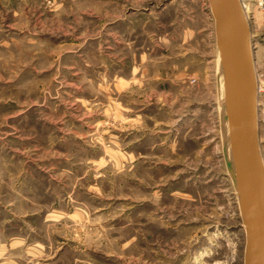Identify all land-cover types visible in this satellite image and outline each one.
I'll return each mask as SVG.
<instances>
[{"label": "rangeland", "instance_id": "obj_1", "mask_svg": "<svg viewBox=\"0 0 264 264\" xmlns=\"http://www.w3.org/2000/svg\"><path fill=\"white\" fill-rule=\"evenodd\" d=\"M213 26L208 0H0V264H244Z\"/></svg>", "mask_w": 264, "mask_h": 264}, {"label": "water", "instance_id": "obj_2", "mask_svg": "<svg viewBox=\"0 0 264 264\" xmlns=\"http://www.w3.org/2000/svg\"><path fill=\"white\" fill-rule=\"evenodd\" d=\"M210 9L213 13L217 32L222 29L224 26L230 27V30L235 35L236 41L239 43L242 57L243 51L246 50V68L245 70L242 68L241 74L243 76L244 87V104H243V112L241 115L242 122V130L244 131V135L235 129V125L237 124V118L234 116L233 111L237 107L235 96L233 99L229 97L230 88H225V108L226 111L222 113V121H223V141L225 146L223 147L225 156H226V164L228 163L227 159V127L226 121H229V126L231 129L230 140L232 143V148L234 154L238 151L239 146L242 147L245 158L248 159V163H252L251 167L256 169L257 167V175L258 180L254 183L257 186L258 190L262 186L263 190V218H264V182L260 183V166H259V141H258V121H257V79L255 77L254 72V57L253 52L251 54V59L249 54L247 53V22L245 20V14L241 8L239 0H209ZM249 56V57H248ZM244 73V74H243ZM237 76V75H236ZM227 85L225 84V87ZM235 90V89H234ZM237 90V89H236ZM236 112V111H235ZM239 120V119H238ZM245 141V142H244ZM244 145V146H243ZM254 165V166H253ZM256 165V167H255ZM253 186V184H252ZM255 188V187H254ZM260 199V198H259ZM243 200L244 207L248 204L247 201ZM256 203V202H255ZM259 205L258 201L255 206ZM260 206V205H259ZM246 210V222L250 228L249 235L250 239L247 243V247L245 250V261L244 264H264V226L260 228L259 226L253 225L251 216L252 210L248 208ZM257 223V222H256ZM262 226V225H260ZM248 227V228H249ZM249 237V236H248ZM262 241V242H261ZM256 243V244H255ZM261 244V245H260ZM263 249V256L256 257L253 252L254 247Z\"/></svg>", "mask_w": 264, "mask_h": 264}, {"label": "crops", "instance_id": "obj_3", "mask_svg": "<svg viewBox=\"0 0 264 264\" xmlns=\"http://www.w3.org/2000/svg\"><path fill=\"white\" fill-rule=\"evenodd\" d=\"M209 2V0H208ZM212 13V11H211ZM213 18V41L214 47L216 49V61L218 72L221 79L222 85H227V88L234 90L235 84L237 87L242 86L245 81H243V76L241 73L242 68H246V50L242 52L239 43L235 39L234 33L231 32L230 27L224 26L217 32L216 22L212 13ZM247 22V53L250 56L252 54V30L250 27L249 20L245 16ZM230 55V56H229ZM248 56V57H249ZM240 63V64H239ZM244 74V73H243ZM237 75V76H236ZM244 146V145H243ZM247 159L245 158L243 149L239 146L236 154L233 152L232 143L228 145V177L229 181L233 182L234 190L237 198L241 199V195L244 199H247L249 195H257L262 193V186L257 188L254 185L258 180L257 168L255 173L247 171L246 168ZM259 166H260V183L264 182V159L261 153L259 145ZM256 167V165H255ZM252 176V177H251ZM248 177V178H247ZM254 177V178H253ZM253 184V186H252ZM255 187V188H254Z\"/></svg>", "mask_w": 264, "mask_h": 264}, {"label": "bare ground", "instance_id": "obj_4", "mask_svg": "<svg viewBox=\"0 0 264 264\" xmlns=\"http://www.w3.org/2000/svg\"><path fill=\"white\" fill-rule=\"evenodd\" d=\"M230 56V55H229ZM240 64V63H239ZM235 90H231L230 92V95L229 97H231L233 99V97L235 96V99H236V103L237 104V107L235 108V110L233 111V114L234 116L237 118V124L235 125V129H237L238 131H240L243 135H244V131L242 130V122H241V115H242V112H243V104H244V92H243V87H244V84L242 86H238L237 87V84H235L234 86ZM225 88H227V86L225 87V85H223V97H224V108H225ZM237 89V90H236ZM224 111H226V109H224ZM236 111V112H235ZM239 119V120H238ZM226 126H227V159H228V145L230 144V133H231V129H230V126H229V121L227 120L226 122ZM245 142V141H244ZM225 159H226V156H225ZM248 160V159H247ZM252 163H248V161L246 162V168H247V171L251 172L252 174L255 173V169L253 167H251ZM254 166V165H253ZM257 168V167H256ZM227 169H228V163H227ZM258 173V172H257ZM258 176V175H257ZM252 177V176H251ZM248 178V177H247ZM254 178V177H253ZM234 186V185H233ZM235 192V191H234ZM260 198V199H259ZM238 200V204H239V208H240V213H241V216H242V222L244 224V227H245V230H246V234H247V243L249 242L250 239V233H249V230L251 227H249L247 225V222H246V210L248 211L247 209V206H249L248 208H250V210H252V216H251V219L253 222V225H257L259 226L260 228H262L264 226V218H263V191L262 193H258L257 195H249V197L247 199H244L243 196L241 195V199L239 200V198H237ZM243 200L247 201V205L244 207L245 204H243ZM244 201V202H245ZM259 203V205L255 206V204ZM256 202V203H255ZM257 222V223H256ZM262 225V226H260ZM249 227V228H248ZM249 236V237H248ZM262 242V241H261ZM247 243H246V247H247ZM256 244V243H255ZM264 245V243H261ZM260 244V245H261ZM255 252H253L255 254V256L258 258V257H262L263 256V249L261 248H258V247H254L253 248Z\"/></svg>", "mask_w": 264, "mask_h": 264}, {"label": "built area", "instance_id": "obj_5", "mask_svg": "<svg viewBox=\"0 0 264 264\" xmlns=\"http://www.w3.org/2000/svg\"><path fill=\"white\" fill-rule=\"evenodd\" d=\"M239 2L245 16L248 18L254 15L255 8L264 13V0H239Z\"/></svg>", "mask_w": 264, "mask_h": 264}, {"label": "flooded vegetation", "instance_id": "obj_6", "mask_svg": "<svg viewBox=\"0 0 264 264\" xmlns=\"http://www.w3.org/2000/svg\"><path fill=\"white\" fill-rule=\"evenodd\" d=\"M241 225H242V227H243V229H244V231H245V228H244V226H243V223H241ZM245 243H246V231H245Z\"/></svg>", "mask_w": 264, "mask_h": 264}]
</instances>
